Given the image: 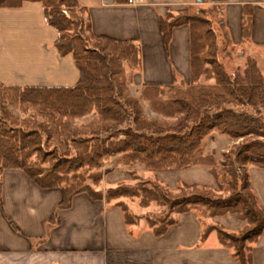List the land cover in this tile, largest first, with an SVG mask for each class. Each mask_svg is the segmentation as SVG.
I'll list each match as a JSON object with an SVG mask.
<instances>
[{"label": "trees", "instance_id": "obj_1", "mask_svg": "<svg viewBox=\"0 0 264 264\" xmlns=\"http://www.w3.org/2000/svg\"><path fill=\"white\" fill-rule=\"evenodd\" d=\"M24 1L41 3L45 23L56 31L53 46L59 56H72L79 76L70 87L0 84V175L4 169H21L39 187L59 188L62 197L56 209L69 208L74 195L87 193L118 206L126 224L139 217L121 197L137 198L141 206L155 202L164 207L163 212L145 217L156 235L175 222L173 213L196 207H203L209 216L235 213L246 221L240 231L207 226L201 238L214 229L236 264H251L250 244L264 229V211L251 190L246 167H264V77L249 56L241 72L227 70L220 44L229 46L231 41L219 20L221 7L188 6L160 18L165 44L174 27H189L187 86L173 84L165 91L159 85H146L140 94L153 112L173 118L167 122L148 118L140 99L126 87L122 63L134 70L139 67L137 43L93 36L77 0H0V7H18ZM243 10L242 37L247 40L251 12ZM202 77L213 83L201 84ZM7 101L32 116L18 119L5 107ZM89 114L96 117L93 122L74 124L76 118ZM212 133L233 141L218 162L202 150L204 138ZM117 154L126 164L139 163L153 171L206 165L218 190L180 184L178 193L171 194L156 181L140 179L103 192L98 189L100 169Z\"/></svg>", "mask_w": 264, "mask_h": 264}, {"label": "crops", "instance_id": "obj_2", "mask_svg": "<svg viewBox=\"0 0 264 264\" xmlns=\"http://www.w3.org/2000/svg\"><path fill=\"white\" fill-rule=\"evenodd\" d=\"M77 2L84 9L93 36L138 44L140 65L128 84L138 90L139 99L146 85L169 87L189 81L188 25L174 27L167 44L160 31L161 17L188 6H220L219 20L231 45L254 58L264 77V0H142L136 5H128L126 0ZM245 8L251 12L247 40L242 37ZM55 39L56 31L45 23L40 2L0 7V84L17 88L73 86L79 72L70 54L58 55ZM210 135L207 137L228 139L226 148L232 143L225 134ZM209 153L218 162L213 151ZM120 164L105 175L107 188L121 183L133 185L143 178L160 183L170 192L180 184L218 190L217 180L206 165L153 171L139 163L126 164L123 159ZM246 169L251 190L264 211V167L248 165ZM61 197L59 188H41L21 169L2 171L0 264H236L231 249L220 243L214 229L201 238L207 226L240 231L246 221L235 213L203 216L193 208L173 213L175 222L156 235L145 216L161 214L163 208L157 204L141 206L137 198L121 197L119 200L139 217L126 224L121 209L104 200L78 193L69 208L56 209ZM250 246L251 264H264V229Z\"/></svg>", "mask_w": 264, "mask_h": 264}, {"label": "rangeland", "instance_id": "obj_3", "mask_svg": "<svg viewBox=\"0 0 264 264\" xmlns=\"http://www.w3.org/2000/svg\"><path fill=\"white\" fill-rule=\"evenodd\" d=\"M200 6H205V5H200ZM231 49V52H229V50ZM220 51H221V56L223 58V61L226 65V68L229 72L231 73H235L237 70L238 71H242L243 67H244V62H245V59L246 57H248V55H245L243 51H241L240 47H234L232 45H229V46H225L223 43L220 44ZM231 53L230 56H227L226 53ZM250 57V56H249ZM257 64V63H256ZM123 65V69H124V77H125V84H126V87L128 88V90L130 91L131 95L136 97V98H139V92L138 90L135 91L134 88H132L129 84H128V81H130V76L133 72V68L130 67V65L126 62V61H123L122 63ZM258 67V65H257ZM259 69V67H258ZM261 72V71H260ZM199 82L201 84H211L213 83V79H206L204 77H202ZM188 83V82H187ZM187 83H177V84H174L175 86H178V87H181V88H185L187 85ZM170 87V86H169ZM165 88V91L168 90V87H164ZM164 98V97H163ZM140 104L144 110V112L146 113V115L148 116V118H153V119H158V120H161V121H173V118H168V117H164L163 115L161 114H158V113H155L153 112V110L150 109V106L149 104L140 99ZM7 110L15 117H17L18 119H23L27 116H32V112H29L27 114H24L14 103L12 102H6L5 104ZM96 117L94 115H86V116H83L81 118H76L74 120V124L79 126L81 124H87L89 122H93V120H95ZM208 136H211V135H208ZM206 138V143L203 144V152L206 153V154H210L209 152L212 150L213 151V154L216 158V160L220 161L221 157H222V154L226 151H228L230 148H231V145L233 144V141L231 143V145L226 148V146H228L230 144V142L228 141V139H224V137H205ZM210 139V140H208ZM240 141V140H238ZM227 150H226V149ZM117 156H120L119 158H116ZM123 155L121 154H117V155H114L112 157H110L109 159H106L104 161V165L103 167L100 169L101 172H102V178H101V181H100V184L98 186V189L101 190V191H105L106 189H108L107 187L109 185H104V179H105V175H107L108 171L109 170H114L115 167L117 166L116 164L119 163L122 161H124V157ZM118 160V161H117ZM215 160V159H214ZM138 163H132L130 165L134 166ZM122 165V163L120 164ZM129 165V166H130ZM134 168V167H133ZM147 168V167H146ZM143 179V178H142ZM89 183H91L90 181H88ZM136 184V183H134ZM133 184V185H134ZM115 186V184L113 185ZM169 191V190H168ZM179 190H175L173 192H170L171 194H176L178 193ZM129 198V197H127ZM154 204H156L155 202H152ZM158 205V204H157ZM158 206H161V205H158ZM164 210V207L161 206ZM197 210V212L200 213V215H207V212L205 211V209L203 207H196L195 208ZM157 210H160L159 208ZM155 210V213H158V211ZM163 210L161 212H163ZM147 215H160V214H154V213H147ZM173 215V214H172Z\"/></svg>", "mask_w": 264, "mask_h": 264}, {"label": "built area", "instance_id": "obj_4", "mask_svg": "<svg viewBox=\"0 0 264 264\" xmlns=\"http://www.w3.org/2000/svg\"><path fill=\"white\" fill-rule=\"evenodd\" d=\"M142 0H126V4L128 5H136L140 3Z\"/></svg>", "mask_w": 264, "mask_h": 264}, {"label": "water", "instance_id": "obj_5", "mask_svg": "<svg viewBox=\"0 0 264 264\" xmlns=\"http://www.w3.org/2000/svg\"><path fill=\"white\" fill-rule=\"evenodd\" d=\"M201 0H197V2H200Z\"/></svg>", "mask_w": 264, "mask_h": 264}]
</instances>
